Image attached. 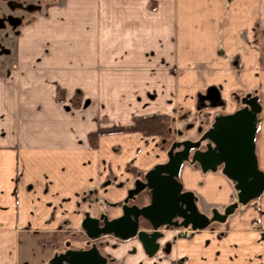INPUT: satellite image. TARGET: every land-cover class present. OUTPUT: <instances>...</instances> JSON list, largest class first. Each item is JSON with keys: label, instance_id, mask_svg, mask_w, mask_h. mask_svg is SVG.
Listing matches in <instances>:
<instances>
[{"label": "crops", "instance_id": "1", "mask_svg": "<svg viewBox=\"0 0 264 264\" xmlns=\"http://www.w3.org/2000/svg\"><path fill=\"white\" fill-rule=\"evenodd\" d=\"M209 87L225 106L212 110L205 130L246 95L258 98L255 153L264 173V0H45L0 53V264H20L25 235L80 229L85 214L102 215L99 203L82 201L90 192L118 204L110 217L119 216L136 181L123 166L163 163L153 136L115 132L90 144V133L137 117L192 115ZM179 181L205 214V205H228L235 188L221 169L188 163ZM250 202L218 231H166L164 256L129 253L133 240L105 252L122 264H264V190ZM176 230L184 235L175 240Z\"/></svg>", "mask_w": 264, "mask_h": 264}, {"label": "water", "instance_id": "2", "mask_svg": "<svg viewBox=\"0 0 264 264\" xmlns=\"http://www.w3.org/2000/svg\"><path fill=\"white\" fill-rule=\"evenodd\" d=\"M224 105L216 87H209L196 96V111L213 110ZM242 105V109L232 114L216 117L211 129L196 141L172 143L165 153V162L153 166L143 181L136 180L133 188L127 191L120 216L114 219L104 215L92 218L85 214L80 223L85 239L97 241L101 237L112 236L124 242L136 238L144 254L153 257L159 249L158 241L164 236L163 228L202 230L212 222H224L235 205L227 207L224 214L213 210L211 218L199 213L197 199L191 192L184 191L179 181L186 163L197 164L203 172H215L221 167L222 174L235 183L240 205L258 198L264 190V173L258 168L255 154L256 123L261 105L258 98L251 94L245 96ZM192 127L187 126V130ZM202 144L206 147L204 152L197 149ZM191 150L194 152L191 153ZM146 192L150 194L149 204L141 207L129 204ZM140 221L150 226V233L139 229ZM48 264H107V259L92 245L81 251L67 250L54 254Z\"/></svg>", "mask_w": 264, "mask_h": 264}, {"label": "rangeland", "instance_id": "3", "mask_svg": "<svg viewBox=\"0 0 264 264\" xmlns=\"http://www.w3.org/2000/svg\"><path fill=\"white\" fill-rule=\"evenodd\" d=\"M45 9V0H0V53H2L5 46H12V48L16 44L17 33L22 29L24 26H30L33 17L43 12ZM56 89H59L58 87ZM61 91V90H60ZM79 92V91H78ZM55 96L57 102L62 103L61 100L62 91L61 93L55 91ZM74 102L77 106L81 104V97L79 93H74V95L70 99V106H75ZM78 102V103H77ZM73 109H76L72 107ZM218 111V110H217ZM213 115L212 110L203 109L201 111H196L192 115L185 114L184 112L179 111V113L173 117L169 118V124L164 125V134L161 136H153L156 140V144L158 150H156V158L158 161L165 162L166 157L165 153L169 150L170 146L174 142H181L182 140H190L196 141L198 138L197 133L194 131L187 130V126L193 125L197 127H204L205 125H209L211 121V117ZM160 117V116H159ZM141 118V117H137ZM135 118L132 119L134 122ZM161 120L160 122H162ZM164 123V122H162ZM103 130V129H102ZM193 130V129H192ZM101 131V130H99ZM98 132V131H97ZM141 134V133H140ZM143 135V134H142ZM96 132L90 133L87 136L88 143H96L97 141ZM151 137V136H146ZM154 141V140H153ZM118 148V147H117ZM118 151V150H117ZM147 162V161H146ZM156 165V164H155ZM153 165V166H155ZM152 166V167H153ZM191 168H195L194 166L190 165ZM122 169V173L127 174L132 177V181L134 180H144L145 174L152 169L149 167V170H144L143 168H136L130 165L129 163ZM147 168V167H146ZM219 187L223 188L222 184H218ZM231 187H235V183ZM130 190V189H129ZM225 189L223 188V192ZM90 192L88 197L82 198L86 200L91 206L93 204L99 203L102 207L101 214L104 216L109 217L110 219H114V214L117 213V206L118 204H107L103 203L102 199H98L97 197L91 195ZM126 195L124 196V198ZM123 198V199H124ZM139 200L146 202L147 197L145 195H140L138 198ZM123 203V200L121 204ZM228 205L224 206L223 204H217L212 207L209 205H205L203 211L206 214H209L212 208L219 211L221 214H224V208L227 206L235 205V209L233 212L238 208L241 209L243 206L237 202V191L236 187L233 189V193L230 195V200L227 202ZM253 203V202H250ZM233 212L230 214L232 215ZM228 215L226 216L227 219ZM218 222H213L210 226L211 229L219 230ZM174 229V228H173ZM182 229V228H180ZM166 229H162L163 235H165ZM184 230V229H183ZM183 230H176L173 235L174 239H178L182 235H184ZM185 231V230H184ZM187 234V230L185 231ZM165 236L159 242L161 243L162 248L157 252V255L164 256L167 254L163 251V245L165 243ZM130 241V240H129ZM126 241V242H129ZM134 241V242H133ZM132 242L134 245H128V252L134 253L139 250L140 253H144L140 247V244L135 241ZM21 245L19 247V260L20 264H48L49 259L55 252H60L61 250H71V251H81L85 250L90 247L91 244L95 243L98 248H100L102 253L108 258L109 264H122L121 259H115L112 255L107 254L105 251L106 249H110V251L117 250L120 245H124L126 242L119 241L112 236H105L98 241H89L85 239L80 229H73L68 230L67 232H50V233H43L42 235H34V236H24L22 237ZM126 246V245H124ZM145 255V254H143ZM146 257V256H145Z\"/></svg>", "mask_w": 264, "mask_h": 264}, {"label": "trees", "instance_id": "4", "mask_svg": "<svg viewBox=\"0 0 264 264\" xmlns=\"http://www.w3.org/2000/svg\"><path fill=\"white\" fill-rule=\"evenodd\" d=\"M56 92L61 93L60 89H56ZM74 104L76 103L74 102ZM161 120H163L162 122L164 123L160 122ZM168 122H169V118L161 117V116L135 118L133 125L130 127H117V128L101 130L96 132V136L101 134L115 133V132H124V133L137 132L143 134L144 136H151V137L161 136L165 133L164 125L169 124Z\"/></svg>", "mask_w": 264, "mask_h": 264}, {"label": "flooded vegetation", "instance_id": "5", "mask_svg": "<svg viewBox=\"0 0 264 264\" xmlns=\"http://www.w3.org/2000/svg\"><path fill=\"white\" fill-rule=\"evenodd\" d=\"M204 93V92H203ZM252 95V94H251ZM252 97H255L254 95H252ZM244 99V98H243ZM243 99H241V101H240V106H239V108L237 109V110H240V109H242L244 106L242 105V100ZM259 102V101H258ZM206 104H208V103H206ZM225 106V105H224ZM224 106H222V107H220V108H223ZM216 109H219V108H216ZM216 109H213V110H216ZM206 110H210V109H206ZM212 110V109H211ZM236 110V111H237ZM232 114V113H231ZM228 115V114H227ZM259 115V114H258ZM220 116H222V115H220ZM217 117V115L214 117V120H213V122H212V124H211V126L208 128V129H206L205 130V128L203 127H198L197 128V135H198V138H200L201 136H203L209 129H211V127H212V125L214 124V122H215V118ZM258 117V116H257ZM256 128H257V123H256ZM199 129H201V131L199 132V134H198V130ZM205 130V131H204ZM256 136V135H255ZM182 141H184V140H182ZM183 148L181 147L180 148V150H182ZM197 149H199V151H202V152H204V151H206V147H205V145L204 144H202V146H200V148H197ZM179 150V151H180ZM194 152V150H191V153H193ZM256 154V153H255ZM197 167H199L197 164H195ZM259 168V167H258ZM199 169H200V167H199ZM218 169H221V167L220 168H218ZM260 170V169H259ZM127 196V195H126ZM145 196L147 197V199H146V202H143V201H138L139 199H136V200H134V201H131L129 204L131 205V204H138L140 207L141 206H144V205H147V204H149V202H150V194L148 193V192H146V194H145ZM123 205V204H122ZM121 205V206H122ZM196 205H197V202H196ZM229 207V206H228ZM121 208V207H120ZM227 208V207H226ZM225 208V209H226ZM197 209H198V206H197ZM224 209V210H225ZM213 210H216V209H214V208H212L211 210H210V212H209V214H205V213H203V212H200L199 210V213H201V214H204L205 216H207L208 218H211L212 217V211ZM121 215V211H120V214H119V216ZM99 217V216H98ZM97 217V218H98ZM118 217V216H117ZM116 218V217H115ZM213 223V222H212ZM211 223V224H212ZM210 224V225H211ZM190 228V227H189ZM189 228H187V229H189ZM139 229H145V231H147V232H151V228H150V226L146 223V222H144V221H140V226H139ZM164 229V228H163ZM170 229H173V228H170ZM169 229V230H170ZM175 229H177V228H175ZM191 229V228H190ZM140 231V230H139ZM165 231H168V230H165ZM164 233V232H163ZM105 237V236H104ZM101 238H103V237H101ZM100 238V239H101ZM99 239V240H100ZM116 239V238H115ZM135 239V241L137 242V243H139L138 242V240L136 239V238H134ZM134 239H131V240H134ZM163 239V238H162ZM162 239H160L159 241H158V244H159V242L162 240ZM117 240H119V239H117ZM98 241V240H97ZM120 241V240H119ZM129 241V240H128ZM123 242V241H122ZM92 245H95L96 247H97V245L95 244V243H93V244H91L90 246H92ZM164 247H163V251H165V252H167V253H169V250H170V244H169V242H165L164 243V245H163ZM162 248V245H161V243L159 244V249H158V251L160 250ZM88 249V248H87ZM97 249L99 250V252H100V254L103 256V257H105L106 259H107V264H109V260H108V258L101 252L102 250L100 249V248H98L97 247ZM65 251H67V250H61L60 252H55L54 254H59V253H63V252H65ZM157 251V252H158ZM53 254V255H54ZM157 254V253H156ZM155 254V255H156ZM52 255V256H53ZM154 255V256H155ZM52 256H51V258H52ZM148 257V256H147ZM50 258V259H51ZM149 258H152V257H149ZM111 264V263H110Z\"/></svg>", "mask_w": 264, "mask_h": 264}]
</instances>
